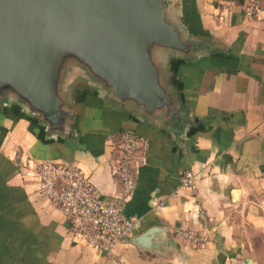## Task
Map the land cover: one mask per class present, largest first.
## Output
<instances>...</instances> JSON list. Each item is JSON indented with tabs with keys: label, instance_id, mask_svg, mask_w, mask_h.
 I'll list each match as a JSON object with an SVG mask.
<instances>
[{
	"label": "crops",
	"instance_id": "crops-1",
	"mask_svg": "<svg viewBox=\"0 0 264 264\" xmlns=\"http://www.w3.org/2000/svg\"><path fill=\"white\" fill-rule=\"evenodd\" d=\"M250 1L178 0L186 24L215 48L174 75L194 122L189 135H168L114 104L89 101L76 147L49 143L34 122L0 110V264H256L247 235L264 232V0L252 20ZM128 130L149 146L135 157L136 189L123 215L136 220L133 237L168 229L174 244L167 256L131 245L99 255L38 193L32 165L65 162L80 167L103 197L119 195L112 153ZM186 172L196 175L193 190L181 186ZM180 230L211 242L194 245Z\"/></svg>",
	"mask_w": 264,
	"mask_h": 264
},
{
	"label": "water",
	"instance_id": "water-1",
	"mask_svg": "<svg viewBox=\"0 0 264 264\" xmlns=\"http://www.w3.org/2000/svg\"><path fill=\"white\" fill-rule=\"evenodd\" d=\"M214 50L178 0H0V110L34 122L49 143L76 147L89 101L189 135L194 122L174 75ZM128 244L167 256L174 242L155 227Z\"/></svg>",
	"mask_w": 264,
	"mask_h": 264
},
{
	"label": "built area",
	"instance_id": "built-area-1",
	"mask_svg": "<svg viewBox=\"0 0 264 264\" xmlns=\"http://www.w3.org/2000/svg\"><path fill=\"white\" fill-rule=\"evenodd\" d=\"M259 11V0H251L245 15L252 20ZM148 146V140L134 131L119 134L111 166L121 186L120 194L115 197H103L80 167L65 162L32 165L31 170L38 180V193L63 212L72 234L80 238L87 248L94 249L99 255L114 256L117 247L129 245L133 238L136 220L125 217L123 210L136 189L135 157L138 153L146 154ZM181 186L195 189L196 175L184 173ZM177 235L198 246L211 242L210 236L187 230H180Z\"/></svg>",
	"mask_w": 264,
	"mask_h": 264
},
{
	"label": "rangeland",
	"instance_id": "rangeland-1",
	"mask_svg": "<svg viewBox=\"0 0 264 264\" xmlns=\"http://www.w3.org/2000/svg\"><path fill=\"white\" fill-rule=\"evenodd\" d=\"M250 241V253L256 264H264V232L251 229L247 235Z\"/></svg>",
	"mask_w": 264,
	"mask_h": 264
}]
</instances>
